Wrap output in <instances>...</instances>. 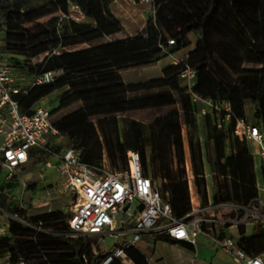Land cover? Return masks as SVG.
<instances>
[{"label":"trees","instance_id":"obj_1","mask_svg":"<svg viewBox=\"0 0 264 264\" xmlns=\"http://www.w3.org/2000/svg\"><path fill=\"white\" fill-rule=\"evenodd\" d=\"M115 1L0 0V34L14 67L28 76L56 69L66 73L34 87L22 99L21 112L30 113L44 97L62 92L52 118L76 109L52 121L66 136L64 146L56 151L64 147L80 151L83 163L92 167H102L107 154L110 168L124 171L128 151L137 150L144 175L162 179L160 184L153 182L179 220L192 212L184 119L191 139L189 161L193 171L195 167L193 197L198 203V190L203 214L211 217L217 212L213 208L224 205L250 206L256 199L251 151L248 140L235 135V128L238 120H247L250 104L256 126L264 132V69L244 67H264V0H153L154 14L146 31L124 39L116 38L125 27L111 9ZM72 9L86 22L69 18ZM55 14L62 16L47 17ZM191 34L197 36L195 49L181 63L166 67L162 78L125 83L121 72L156 65L190 47ZM170 40L175 44L168 46ZM42 56L46 58L31 66ZM187 65L196 72L192 87L181 79ZM195 97L229 104L231 118L227 120L224 111L219 116L213 111L202 114L203 106ZM144 111L157 115L150 123L129 116ZM47 157L44 150L34 152L27 166H42ZM207 164L213 178L212 200ZM18 185L15 177L0 187V209L17 218L9 219L8 235L0 238L1 255L28 258L27 264H55L45 257L57 254L73 255L61 264H102L108 259L110 254L84 258L87 246L84 236L73 237L68 223L71 212L28 216L29 208H21L9 191ZM45 227L52 229L50 233ZM247 243L242 239L238 246L244 249ZM125 254L133 264H149L135 246L126 248ZM110 264L120 262L114 259Z\"/></svg>","mask_w":264,"mask_h":264},{"label":"built area","instance_id":"obj_2","mask_svg":"<svg viewBox=\"0 0 264 264\" xmlns=\"http://www.w3.org/2000/svg\"><path fill=\"white\" fill-rule=\"evenodd\" d=\"M141 1L153 6V0ZM174 44L173 40L168 42V46ZM160 47L166 52L165 45L161 44ZM182 61L174 60L173 64L177 65ZM65 75L64 69L25 75L14 67L5 44L0 45V174L3 181L12 183L30 163L32 154L44 150L48 157L43 166L47 170H55L64 189L70 190L74 197L68 222L73 236L104 231H108L110 236L119 225L132 223L136 230L135 236L115 252L116 257H126L125 249L135 246L143 232H151L155 236L165 235L174 241L197 246L204 226L213 220L203 216L196 217L194 213L183 220L175 218L171 204L163 196L160 186L144 175L137 150L128 151L129 165L124 171L108 170L106 159L102 167H92L83 163L80 151L64 148L57 152L53 149V142L47 137L51 134L57 139L61 133L52 122L50 110L38 106L32 108L30 113L21 112L22 99L34 87L50 84ZM181 79L192 87L196 81V72L187 65ZM194 100L202 104V114L213 111L219 116L224 111L228 114L226 119L231 118L229 104H215L198 97ZM235 135L240 140L257 143L260 156L264 158V132L258 126L250 125L247 120H238ZM121 213L123 218L119 220ZM10 218L17 220L16 217L10 216L8 219ZM8 232L9 226L0 223V238L7 236ZM220 246L241 264H264L260 257L248 256L231 238L221 240ZM27 259H13L10 255L0 254V264H27ZM108 260L112 262L114 258L109 256Z\"/></svg>","mask_w":264,"mask_h":264},{"label":"crops","instance_id":"obj_3","mask_svg":"<svg viewBox=\"0 0 264 264\" xmlns=\"http://www.w3.org/2000/svg\"><path fill=\"white\" fill-rule=\"evenodd\" d=\"M120 1H126L137 6L147 5L146 3H143L141 0H136V2L132 0H116L112 4L111 9L123 26L124 24L122 20L115 12V9L119 6L118 3ZM137 33H139V31L135 33H131L125 27V32L118 34L116 38L124 39L128 35H135ZM122 34L125 35L121 37L120 35ZM192 36L196 38L195 42L192 41L191 39ZM189 38L191 41L190 47L180 52H177L173 55L168 56L167 58L159 61L156 65L121 72L120 73L121 77L123 78V80L127 85L145 83L151 80L162 78L163 70L166 67L172 65L174 60H185L188 57L189 53L195 49L198 42L197 36L195 34H191L189 35ZM1 44H5V41L3 39V36L0 34V45ZM133 72H135L139 76L138 80H133V81L127 80L124 74H131ZM146 72L148 74L146 78L143 79L144 77L143 74H145ZM249 105L247 107L248 122L250 120L248 118ZM183 139H184V135H183ZM248 143L251 151V158L253 162L255 186H256V199L253 201V203L246 208H240L231 205H224L213 208L217 210V212L213 214L211 217H208L212 219L213 222L208 223L204 226L203 233L200 234L198 237L197 246H192L191 244H188L186 242L176 241L174 243H170L168 241H165L166 239H170L165 235L155 236L151 232H143L141 234V239L135 244V247H137L141 252H143L146 255L149 264H241L236 257L229 255L222 250L220 246V241L225 238H231L235 240L237 243L242 239H247L248 243L245 245L243 249L245 253L250 257H260L264 262V158L260 156L259 146L257 143L253 141H248ZM190 144H191V139H190ZM184 147L186 152V160L188 161V151H187L185 139H184ZM190 149H191V145H190ZM42 167L44 166L42 165ZM24 168H23L24 170L22 169L20 172L18 181L20 180V177L22 175L26 173H30L36 167L29 168V166H25ZM206 170H207L208 191H209L210 199L212 200L214 195L213 178L208 164L206 165ZM47 171L51 172L52 170H47ZM194 171H195V167H194ZM3 184L7 185V183L3 181L0 187ZM19 188L20 186L18 185L17 187L10 189L9 191L11 192V194L14 195L13 191ZM6 192L8 191L5 190L4 193ZM0 194H1V189H0ZM196 194H197L198 203L191 194V200H192L191 213H194L196 217H202V216L206 217L203 214L204 210L201 208L198 190ZM20 207L25 209V207L23 206ZM35 215L37 214H30L28 212V216H35ZM5 225L9 226V219L8 222L5 223ZM135 233H136L135 226L132 223H127L124 226L119 225L117 230L112 235H110V237L113 238V243L115 244L114 250L117 251L119 248L129 243L134 238ZM98 235L100 236L98 242H106L108 239L107 237L109 236L108 231L98 233ZM255 235H257L256 238H254ZM101 239H104V241H101ZM146 243L147 246L152 245L151 243L154 244L155 248H157L159 251L160 254L159 257L156 258L155 256L147 255L144 251L140 249L139 247L140 244H146ZM164 245L170 246L172 250H170V252L167 253ZM106 251H107L106 254L113 252L112 247L110 251L108 250ZM94 254L96 253L94 252Z\"/></svg>","mask_w":264,"mask_h":264},{"label":"rangeland","instance_id":"obj_4","mask_svg":"<svg viewBox=\"0 0 264 264\" xmlns=\"http://www.w3.org/2000/svg\"><path fill=\"white\" fill-rule=\"evenodd\" d=\"M119 6L115 9V12L119 16V18L122 20L124 26L128 31L131 33L135 32H145L146 28L148 26L149 21L152 19L154 14V8L150 4L147 5H133L132 3L126 2V1H120ZM62 14H55L51 16H47L50 19L61 17ZM76 18L75 20L80 22H86L83 15L76 9H72L69 18ZM48 21V20H47ZM46 22V21H45ZM44 23V22H41ZM41 23H36L41 24ZM29 27V26H28ZM125 34L120 35L123 37ZM192 41H196V38L192 36ZM46 57L42 56L40 58L33 59L30 64L31 66H35L42 62ZM245 68H258V69H264V67L258 66V65H252V64H246L244 66ZM141 72V71H140ZM147 72L143 74V79L146 78ZM127 80H138L139 76L133 72L131 74H124ZM184 84H187L184 82ZM62 92H56L51 95H48L41 99L35 107L38 106H44L46 109L53 111L58 107V96L61 95ZM76 107H71L69 110H67L65 113H60L59 116L53 117L52 121L58 120L60 117H62L65 114L72 113L75 111ZM157 113L151 112V111H144V112H134L129 114V116L138 121H142L145 123H150L155 117ZM248 118L250 125H256V122L254 120V114H253V107L252 105H249L248 109ZM183 122V131H184V139L187 146L188 151V161L186 163L187 166V173H188V179L190 182V189L191 194L193 196V186H194V171H193V164L189 161V155H190V131L189 127L186 126L184 119ZM47 139L49 141L54 140L55 138L50 134L48 135ZM66 141V136L61 135L59 138H57L53 142V149L59 148L61 146H64V143ZM65 148V147H64ZM63 148V149H64ZM62 149V150H63ZM104 159H106L105 165L108 170L113 171L110 168L109 161L107 158V154L105 155ZM118 172L122 171V169L116 170ZM157 184H160L162 182L161 178L153 179ZM3 182V176L0 174V185ZM19 186L20 188L17 190H14V195L16 198V203L20 206L27 207L29 206V213L30 214H40V213H46V212H54V211H68L71 212V208L74 204V197L70 190H65L62 181L60 180L59 175L52 170L51 172H48L44 167L38 166L34 168L30 173H26L20 177L19 180ZM9 214L5 211H0V223L5 224L8 222ZM123 218V214L121 213L119 216V220ZM23 221V220H22ZM24 223H27L26 221H23ZM46 232H49L52 230L49 227L44 228ZM79 236H84L83 243L84 246H87L85 251L86 260H89L91 257V254L96 253L95 255H105L107 253L106 250L110 251L112 247L111 253H109L114 259L118 260L120 264H133L129 261L127 257H116L114 250V243L113 238L108 236L106 242H98L100 239V236L98 234H91V235H77L73 236L75 238H78ZM147 246L146 244H140V249L144 251L147 255L155 256L156 258L159 257V251L157 248H155L154 244ZM165 250L167 253L172 250L170 246L164 245ZM118 249V248H117ZM106 251V252H105ZM73 255L69 254H57V255H46V259L52 260L55 262V264H61L64 262H67L66 259L72 258ZM33 262V264H35ZM110 260H106L102 264H110ZM79 264V263H74Z\"/></svg>","mask_w":264,"mask_h":264}]
</instances>
